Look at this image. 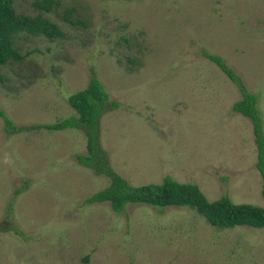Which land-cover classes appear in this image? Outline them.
<instances>
[{
    "label": "rangeland",
    "instance_id": "rangeland-1",
    "mask_svg": "<svg viewBox=\"0 0 264 264\" xmlns=\"http://www.w3.org/2000/svg\"><path fill=\"white\" fill-rule=\"evenodd\" d=\"M34 1L13 6L64 34L21 32L24 57L0 64V109L17 125L77 114L69 98L94 75L120 104L100 120L117 173L264 206L253 123L232 109L240 89L203 54L242 76L264 123V0ZM86 145L80 129L8 131L0 116V264H264V228L215 226L188 206L84 203L110 182L77 161Z\"/></svg>",
    "mask_w": 264,
    "mask_h": 264
},
{
    "label": "trees",
    "instance_id": "trees-1",
    "mask_svg": "<svg viewBox=\"0 0 264 264\" xmlns=\"http://www.w3.org/2000/svg\"><path fill=\"white\" fill-rule=\"evenodd\" d=\"M14 0H0V64L9 60H21L24 55L15 47L14 37L25 32L30 35H44L50 38L63 36L57 23L42 15L29 16L17 13ZM34 6L39 10L50 12L60 5L59 0H35ZM205 57L213 61L239 87L241 99L233 103L234 112L248 117L253 123V131L258 149L257 168L263 178L262 194L264 196V123L259 108V98L244 85L242 76L237 73L217 53L203 51ZM70 105L76 110L60 121L48 124L17 125L3 109L0 116L4 118L8 131L46 127L53 130L77 128L87 137L86 152L75 155L77 161L91 168L97 175L109 177V184L94 192L84 203L109 201L116 212H122L129 203H145L154 207L188 206L197 210L207 221L219 227L249 225L264 228V206L252 203H235L229 195L216 200H209L196 183H181L171 176H166L162 183L134 185L117 173L111 164L109 152L100 141V120L103 114L120 106L111 99L100 80L92 75L85 89L69 98ZM12 202L8 205L11 215ZM16 230V228H15ZM16 232H19L16 230Z\"/></svg>",
    "mask_w": 264,
    "mask_h": 264
}]
</instances>
